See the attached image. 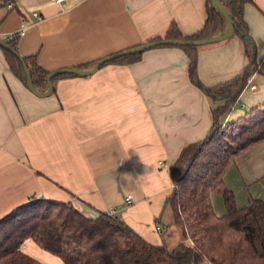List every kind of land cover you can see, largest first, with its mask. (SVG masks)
I'll use <instances>...</instances> for the list:
<instances>
[{"label": "crops", "instance_id": "crops-1", "mask_svg": "<svg viewBox=\"0 0 264 264\" xmlns=\"http://www.w3.org/2000/svg\"><path fill=\"white\" fill-rule=\"evenodd\" d=\"M205 1L0 0V40L37 12L42 19L20 35L17 51L52 72L139 45L171 22L192 33L204 23ZM244 17L258 70L224 120L264 101V0L247 4ZM187 63L180 48L154 47L133 64H106L92 74L57 79L54 93L38 96L10 71L0 46V217L32 196L71 202L88 214L85 203L103 212L115 206L142 238L161 243L155 227L164 231L170 222L164 200L172 182L159 162L169 164L184 145L202 138L211 110L223 103L189 81ZM246 63L243 44L233 36L199 49L197 73L210 86ZM224 182L237 206L249 198L264 200V141L236 158ZM211 202L217 214L224 212L218 195ZM178 236L165 239L167 246ZM21 249L44 264H64L31 239Z\"/></svg>", "mask_w": 264, "mask_h": 264}, {"label": "trees", "instance_id": "trees-1", "mask_svg": "<svg viewBox=\"0 0 264 264\" xmlns=\"http://www.w3.org/2000/svg\"><path fill=\"white\" fill-rule=\"evenodd\" d=\"M218 2L233 24L228 38L238 37L247 57L246 65L238 74L226 81L205 85L197 73L198 51L203 45L156 46L180 48L188 61L189 81L213 102L223 101L211 110L212 122L202 138L184 145L169 164L160 161L164 163L160 166L167 167L172 182V190L164 200L170 222L164 231L156 225L160 228L162 242L146 241L116 213L100 211L88 203L85 208L90 214L71 202L32 196L0 217V264H44L21 249L27 239L64 264H264V200L249 198L246 204L237 206L234 192L224 182V174L236 158L264 141V101L222 124L250 76L258 70L256 43L244 17L245 6L253 0ZM205 14L202 27L192 33H182L178 25L171 22L163 34L145 42L162 39L196 42L221 36L228 30L223 13L212 0L205 1ZM19 37L16 33L0 40L6 45L1 46L5 61L25 87L28 70L33 88L44 92L48 87L46 77L51 71L41 67L33 55L18 53ZM145 50L121 55L101 66L133 64L141 59ZM96 61L75 67L89 69ZM76 75H54L50 93H54L57 79ZM212 195L221 198L222 214L215 212ZM161 221L156 218L157 223ZM171 225L179 227L180 238L174 246L168 247L164 234Z\"/></svg>", "mask_w": 264, "mask_h": 264}, {"label": "water", "instance_id": "water-1", "mask_svg": "<svg viewBox=\"0 0 264 264\" xmlns=\"http://www.w3.org/2000/svg\"><path fill=\"white\" fill-rule=\"evenodd\" d=\"M212 3L216 8L220 9V11L223 13V15H224V17L228 23V30L221 36H216L213 38L205 39L202 41H196V42L167 40V39H162V40L152 41V42H145L139 46L124 49L123 51H119L115 54L104 56V57L98 59L96 61V63L89 69H81V68H77V67H68V68L57 69L55 71H52L46 77L48 87H47L46 91H44V92H38L33 88L31 78H30V74H29L28 70H26L27 88L32 93H34L35 95L46 96L52 90L53 85H52L51 79L56 74H61V73H75L78 75L92 74L106 61L112 60V59L117 58L121 55H127V54H131V53H135V52L140 51V50L150 49V48H154L156 46H161V45H189V44H191V45H200L201 46V45H206V44H210V43L223 41V40L227 39L231 35V33L233 32V24H232V21L228 15V13L223 8V6L218 2V0H212ZM0 46L5 47L6 45L0 41Z\"/></svg>", "mask_w": 264, "mask_h": 264}, {"label": "built area", "instance_id": "built-area-1", "mask_svg": "<svg viewBox=\"0 0 264 264\" xmlns=\"http://www.w3.org/2000/svg\"><path fill=\"white\" fill-rule=\"evenodd\" d=\"M49 1H53V2H56V3H61L63 1H65V0H49ZM7 6L10 7L11 5L8 4ZM31 15L34 18V20H31L30 22H24V23L21 24L20 29L18 30V32H16L19 36L23 34V32L25 31V29L28 26L33 25L34 23H36V22H38V21H40L42 19V16L40 14H38L37 12H32ZM16 33H12L11 35H9L7 37H3L2 40L11 38ZM224 123H225V120H223L222 124H224ZM160 165H164V163L163 162H160ZM131 199H132L131 194H127L125 196V198H124V200L126 202L131 201ZM106 212H108L109 214H115L116 213V208L115 207H110ZM155 228H156V230L158 232L160 231L159 226H156Z\"/></svg>", "mask_w": 264, "mask_h": 264}, {"label": "rangeland", "instance_id": "rangeland-1", "mask_svg": "<svg viewBox=\"0 0 264 264\" xmlns=\"http://www.w3.org/2000/svg\"><path fill=\"white\" fill-rule=\"evenodd\" d=\"M240 116V115H239ZM232 117L235 119V118H237L238 116H235V115H232ZM224 120V119H223ZM227 120L228 119H226L225 120V122H227ZM177 231V232H176ZM175 233H180V229H179V227L178 226H176V225H173L172 226V228L171 227H169V229L166 231V233H165V235H166V237H165V239L167 240V242H168V239L170 238V237H172L173 235H175ZM179 238H180V236H178V240H179ZM36 246V245H35ZM173 245L171 244V243H169L168 244V247H172ZM37 247V246H36ZM40 248V247H39ZM41 250L42 251H45L46 253H49V252H47L46 250H43L42 248H41ZM53 256V255H52ZM55 257V256H54Z\"/></svg>", "mask_w": 264, "mask_h": 264}]
</instances>
